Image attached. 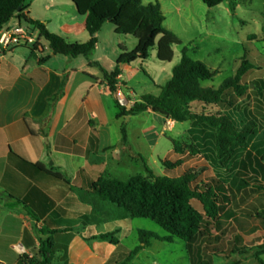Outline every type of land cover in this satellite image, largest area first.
I'll list each match as a JSON object with an SVG mask.
<instances>
[{"label":"trees","instance_id":"trees-1","mask_svg":"<svg viewBox=\"0 0 264 264\" xmlns=\"http://www.w3.org/2000/svg\"><path fill=\"white\" fill-rule=\"evenodd\" d=\"M31 0H0V32L15 18L35 26L40 37L44 38L55 55L72 58L83 56L89 58L98 44L97 35L103 26L110 23L115 28V34L133 36L137 46L132 51L122 50L116 61L115 69L104 72V77L115 107L119 113L117 118L136 116L151 111L176 123L190 122L188 134L196 145L208 166L188 170L178 182H172L164 177H156L148 168L146 160L140 156L145 166L147 177L135 176L127 181L109 179L101 176L91 183L90 190L101 199L121 209L129 219H147L158 224L167 235L161 237L155 233L139 230L140 246L134 250L125 249L118 239L120 229L115 232L102 233L91 238H84L88 243L93 241L108 242L116 247L112 259L107 264H131L138 254L152 241L173 243L175 239L186 241V249L191 264H212V256L204 259V248L209 249L219 243L215 230L222 218L236 219L235 212L229 210L233 193L249 195L264 191V152L254 153L253 145L263 137L261 126L257 121L264 118V79L244 84L246 75L256 69L246 56L241 59V65L235 75L224 81L219 88H204L203 82L213 80L218 71H212L200 61H194L188 56V48H183L180 62L173 68L172 78L161 87L160 94H147L141 97L130 110L122 106L117 99L120 67L132 65L137 61L148 59L150 52L157 45V59L162 63H171L174 59L175 46H181L182 41L164 27L165 16L159 3L143 5V0H72L78 14L86 17V30L89 41L86 43H68L59 35L49 32L41 22L28 19ZM207 7L215 8L225 0H201ZM252 1V0H242ZM235 9L236 3L232 2ZM159 39L158 42L156 40ZM256 39L251 36L250 41ZM264 41V29L263 37ZM33 51H40L38 46ZM49 58H42L45 63ZM251 86L254 87L250 91ZM64 80L60 92L51 102L57 101L64 94ZM251 99L252 114L241 110L236 99ZM196 104L205 107L225 108L216 114L196 112ZM254 112L257 116L254 115ZM123 141H127V131L122 130ZM93 136V135H92ZM93 138V137H92ZM19 162L30 167L50 181L51 189L56 186L63 188L55 201L60 203L58 210L50 215H39L29 203V199L21 198L13 193L10 198L21 204L27 214L37 222L43 221L44 227L40 233L48 236L41 240L42 260L28 256L23 258L24 264H52L56 256L53 236L58 233L73 231L74 225L67 221L56 223L51 228L50 223L63 211L67 218H74L73 201L79 200L71 189V184L61 174L48 172L40 164H30L11 152L8 164ZM212 169L213 176L205 180L200 178ZM193 203L201 208L197 210ZM84 210L85 204H80ZM89 210L81 216L82 231L89 223ZM252 215V214H251ZM255 218L264 221V210L257 212ZM82 235L81 230L77 231ZM217 252V249H213ZM264 244L259 246L257 260L264 264Z\"/></svg>","mask_w":264,"mask_h":264},{"label":"crops","instance_id":"crops-1","mask_svg":"<svg viewBox=\"0 0 264 264\" xmlns=\"http://www.w3.org/2000/svg\"><path fill=\"white\" fill-rule=\"evenodd\" d=\"M163 1H170L173 5L169 15L178 23L166 29L179 39L182 34L187 33L204 38L213 36V27L208 23L216 25L212 14L227 2L225 0L218 7L209 8L201 0L177 2L180 7L174 4L176 0ZM159 2L143 0V5ZM29 4L26 17L43 23L49 32L71 44L89 41L86 17L78 14L72 0H31ZM160 6L164 16L167 15L163 5ZM64 7H72V12L66 13ZM195 9L202 13H195ZM167 18L165 16L164 23ZM57 19H61V26L54 27L52 24ZM23 23L24 20L15 18L4 28L17 27ZM103 28L97 35L96 49L89 58L55 55L50 46L48 51L44 44L40 51H33L26 46L9 49L0 47V264H24L25 256L42 260L41 240L48 238L40 233L44 227L43 221L37 222L31 218L24 207L12 200L10 195L13 193L15 197L29 199L39 215L48 216L58 210L60 203L55 198L63 189L56 186L52 190L47 178L19 162L8 164L11 152L30 164L42 165L48 172L61 174L70 182L80 204L86 205L83 210L76 200H72L74 218H67V212L63 211V215L50 223L51 228H56V223L65 220L75 227L73 231L53 236L56 256L52 264H107L115 254L116 247L108 242H86L84 238L100 233L82 231L81 220L82 214L88 209L89 223L84 228L88 231L98 226L100 221L96 217L94 219V216L99 209L103 212L107 209L106 204L109 202L93 193L90 185L101 174H111L113 159L110 158V151L116 146L123 147L122 130L127 127L123 123L124 117L117 118L122 124L120 138L115 142L110 122L104 113L106 109L102 96L109 95L114 107L115 102L108 90L102 61L96 56ZM131 44V49L127 45L119 46L115 58L118 59L122 50H134L137 41ZM155 53L157 55V50ZM46 57L49 59L41 63V59ZM138 62L122 65L119 78L129 83L126 76H136L138 71L134 66ZM171 78L165 79L162 86ZM64 80V94L52 103L51 100L60 92ZM162 86L157 88V95ZM131 87L135 90L133 85ZM142 96L144 95L140 97ZM118 113L117 109V115ZM134 117H128V122ZM126 131L130 143L128 127ZM119 216L124 218V212L120 211ZM78 230H81L82 235Z\"/></svg>","mask_w":264,"mask_h":264},{"label":"rangeland","instance_id":"rangeland-1","mask_svg":"<svg viewBox=\"0 0 264 264\" xmlns=\"http://www.w3.org/2000/svg\"><path fill=\"white\" fill-rule=\"evenodd\" d=\"M159 1L167 14L165 16L168 17L164 27H174L178 23L169 15L173 5L170 1ZM226 1L212 14L217 22L216 25L212 26L208 23L210 27H213V36L204 38L197 37L194 33L182 34L180 38L182 45L173 48L174 59L171 63H162L157 59L156 45L148 59L140 60L134 66L138 71L136 76L132 78L129 75L126 76L127 81L136 91L129 83L119 78L117 98L127 110L140 101L141 95L157 96V88L162 86L165 79L171 78L173 65L180 62L183 48H188V56L192 60L204 63L212 71H218L213 80L202 83L204 88H219L224 81L235 75L241 65V59L245 56L256 69L246 75L243 83L252 84L254 81L264 79V41H262L264 0ZM177 2H183V0L173 2L180 7ZM232 2L236 3L235 9L231 8ZM63 9L66 13L72 12V7ZM195 13L201 14L202 11L195 9ZM52 25L61 26V19L54 20ZM251 36L256 39L250 41ZM100 41L101 45L96 56L101 59L105 71L110 73L116 66L115 55L119 50L118 47L127 45L131 49L133 48L131 42L137 40L133 36L115 34L114 26L107 23L101 33ZM42 42L49 51L48 43L45 40ZM81 60L84 59L81 57ZM253 89L254 87L251 86L250 91ZM102 98L106 109L104 113L110 122L113 139L116 142L120 138L122 122L117 120V109L114 107L112 98L109 95H103ZM236 101L241 110H247L252 114L253 101L250 98L236 99ZM223 109L225 108L209 106L203 111L202 104L193 106L196 112L203 111L207 114H216ZM254 115L257 116L255 112ZM128 117H124L123 123L128 127L129 141L132 145L127 137V141H123V147H113L110 151L112 155L110 158L113 159L112 167H110L111 174L105 172L101 176L120 181H127L135 176L147 177L148 174L140 156L146 160L154 176L164 177L172 182L180 181L192 168L208 166L188 134L190 122L174 124L173 121L152 113L136 115L130 123ZM257 123L261 126L263 137L254 142L252 149L254 153L261 154L264 152V118H259ZM144 131L145 136H143ZM212 176L213 171L209 169L200 180ZM232 198V203L228 207L235 212L236 219L222 218L214 232L219 238V243L209 249L204 248V259L206 261L207 255L210 254L213 259L212 264H260L256 254L259 246L264 244V221L255 218L254 215L264 210V191L249 195L236 192L232 194ZM193 205L201 211L198 203ZM106 206L107 209L104 212L99 209L94 216V219L96 217L98 222L100 221L98 226L88 231L83 230L85 233H111L120 229L118 239L127 250H134L141 245L139 230L155 233L161 237L167 235L158 224L150 220L121 218L119 216L121 209L109 203ZM213 249L218 251L214 252ZM261 259L264 262V255ZM131 264H191V261L186 249V241L175 239L173 243H168L154 240L151 246L142 250Z\"/></svg>","mask_w":264,"mask_h":264},{"label":"built area","instance_id":"built-area-1","mask_svg":"<svg viewBox=\"0 0 264 264\" xmlns=\"http://www.w3.org/2000/svg\"><path fill=\"white\" fill-rule=\"evenodd\" d=\"M42 40L43 38L40 37L38 29L35 26L27 23L18 25L17 27L4 28L0 32V47L3 49L21 46L33 48L38 46V49L42 50ZM118 101L121 104L119 99ZM21 250L24 252L23 248H21Z\"/></svg>","mask_w":264,"mask_h":264},{"label":"water","instance_id":"water-1","mask_svg":"<svg viewBox=\"0 0 264 264\" xmlns=\"http://www.w3.org/2000/svg\"><path fill=\"white\" fill-rule=\"evenodd\" d=\"M129 119V118H128Z\"/></svg>","mask_w":264,"mask_h":264}]
</instances>
